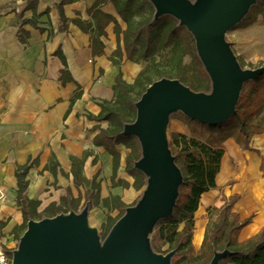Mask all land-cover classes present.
Here are the masks:
<instances>
[{
  "label": "crops",
  "instance_id": "0c3cea01",
  "mask_svg": "<svg viewBox=\"0 0 264 264\" xmlns=\"http://www.w3.org/2000/svg\"><path fill=\"white\" fill-rule=\"evenodd\" d=\"M96 1L79 0L65 6L67 29L60 31L52 1H39V17L33 26L28 23L33 12L24 11L25 0H0V188L3 193L0 224H4L0 227V250L5 256L6 251L12 252L16 247L12 230L23 223L16 203L15 170L29 159L37 162L27 174L26 194L29 199L40 202L38 213L51 203L58 204L66 188L74 198L84 193L87 188H76L73 184L70 157L81 158L85 152L89 155L83 167L84 176L88 180L96 177L101 199L117 196L130 205L143 189L135 190L133 177L125 171L128 150L122 144L115 147L120 152L115 182H126L129 187L112 184V156L93 144L97 132L89 131L97 123L87 117L97 116L100 101L112 98L117 74L121 72L123 80L132 84L144 69L143 64L128 61L124 50L119 65L109 60L118 46L112 23L105 29L107 36L99 37L102 53H92L93 34L82 32L73 20L92 22L87 11ZM99 9L125 29L112 4H104ZM22 31L28 34L25 43L20 40L24 37ZM120 46L123 47L122 41ZM58 50L66 65L56 55ZM62 71H67L63 77ZM78 89L81 97L70 106ZM101 127L106 128L107 123H101ZM223 146L224 155L215 178L217 188L201 196L194 216L195 251L200 249L204 238L208 209L220 208L224 198L237 196L233 212L240 221L250 220L238 234L240 242L264 228V169L261 170L264 132L251 138L250 149L241 148L233 139L226 140ZM51 160L58 164L54 167L55 173L47 169ZM84 206L83 198L78 211ZM107 214L102 205L89 209L90 226L101 229ZM110 215H117V211Z\"/></svg>",
  "mask_w": 264,
  "mask_h": 264
},
{
  "label": "trees",
  "instance_id": "16d2710c",
  "mask_svg": "<svg viewBox=\"0 0 264 264\" xmlns=\"http://www.w3.org/2000/svg\"><path fill=\"white\" fill-rule=\"evenodd\" d=\"M39 1L25 0L24 11L33 12L32 18L28 21L33 26H36V19L39 17L37 14ZM50 1L57 10L59 30L65 31L68 19L64 7L79 0ZM108 3L112 4L124 22V30L114 17L100 11V6ZM87 14L92 22L74 19L73 23L82 32L93 34V54L102 53L103 44L99 37L107 36L105 29L112 23L118 46L109 60L114 65H119L124 50L128 61L144 65V69L132 84L126 83L119 72L112 87V98L100 101V112L97 116L87 117L88 120L97 123L89 130L97 132L93 144L103 147L112 156V184L129 187L126 182L120 180L115 182L120 166V152L115 147L122 144L128 150L125 171L133 177V188L138 191L146 184L144 175L134 169L135 161L140 158L139 143L134 137L122 135L123 126L135 120V103L151 83L161 78L179 80L195 92H209L210 81L197 57L194 40L189 32L184 27H179L178 22L171 16H163L153 21L154 9L147 0H97L88 9ZM260 15L264 19V0H259L252 6L248 15L237 26L246 18L253 24ZM22 34L24 37H20V40L25 43L28 34L23 31ZM120 41L123 47L120 46ZM56 55L66 65L60 50ZM186 57L190 58L188 64L184 62ZM65 72L67 71H62L61 77ZM81 94L80 89L74 93L70 106L81 97ZM177 116L190 131L189 135L175 132L170 135L169 145L175 162L183 173V183L179 188V197L172 217L160 220L154 228L151 235L152 248L161 254L175 251L172 264H209L214 252L224 250H228L230 254L219 264H264V228L245 241L238 240L240 230L250 220L240 221L239 216L233 212L237 196L224 198L220 208L208 209V224L200 249L195 251L192 245L194 216L201 196L217 188L215 178L224 155V142L233 139L241 148L250 149L251 138L264 132V74L243 85L235 114L219 125H206L181 113ZM103 122L107 123L106 128L101 127ZM88 155L89 152H85L81 158L70 157L73 184L76 188H87L84 193H79L74 198L70 189L66 188L65 195L58 204L51 203L40 213H38L40 202L29 199L26 194L28 188L26 177L37 160L29 159L25 165L16 168V203L20 207L23 219V223L12 230L16 242L24 233L29 220L38 221L61 213L78 212L83 198L84 205L88 204L89 209L102 205L108 211L106 223L101 227V236H106L129 205L123 203L117 196L100 198V184L96 182V177L88 180L84 176L83 167ZM54 167H58V164L51 160L47 169L55 173ZM263 169L264 159L261 165V170ZM115 210L117 215L111 216L110 213ZM3 226L4 224H0V227ZM6 257L10 263V251H6Z\"/></svg>",
  "mask_w": 264,
  "mask_h": 264
},
{
  "label": "water",
  "instance_id": "95a60500",
  "mask_svg": "<svg viewBox=\"0 0 264 264\" xmlns=\"http://www.w3.org/2000/svg\"><path fill=\"white\" fill-rule=\"evenodd\" d=\"M153 21L171 16L194 40L197 57L210 81L209 92H195L179 80L151 83L135 103L136 116L122 135L137 139L140 158L134 169L146 184L134 205L105 237L89 224V206L52 218L29 220L10 264H172L175 251L157 253L151 235L160 220L172 217L183 173L169 149L167 127L173 114L206 125H219L236 112L243 85L264 74V67L241 66L227 32L238 25L259 0H147ZM230 252H214L219 264Z\"/></svg>",
  "mask_w": 264,
  "mask_h": 264
},
{
  "label": "rangeland",
  "instance_id": "374dc122",
  "mask_svg": "<svg viewBox=\"0 0 264 264\" xmlns=\"http://www.w3.org/2000/svg\"><path fill=\"white\" fill-rule=\"evenodd\" d=\"M226 40L230 43L234 54L243 68L256 69L264 66V19L261 15L257 17L256 22L253 24H251L249 19L246 18L241 25L237 26L235 29L232 28L229 32H227ZM184 62L187 64L190 63V58L186 57ZM177 115L178 113L173 114V117H170L169 119L167 127V138L169 144L170 135L175 131V133L181 132L186 135L190 134L188 127L179 120ZM169 149L171 150L170 145ZM143 189L136 201L130 205H134L137 202ZM81 210L82 208L80 211ZM98 231L101 233V229H98ZM17 243L18 242H16V246Z\"/></svg>",
  "mask_w": 264,
  "mask_h": 264
},
{
  "label": "built area",
  "instance_id": "2783aa9c",
  "mask_svg": "<svg viewBox=\"0 0 264 264\" xmlns=\"http://www.w3.org/2000/svg\"><path fill=\"white\" fill-rule=\"evenodd\" d=\"M3 201V193L0 188V203ZM0 257H2V264H9L8 259L6 258L5 254L0 250Z\"/></svg>",
  "mask_w": 264,
  "mask_h": 264
},
{
  "label": "clouds",
  "instance_id": "9594fccd",
  "mask_svg": "<svg viewBox=\"0 0 264 264\" xmlns=\"http://www.w3.org/2000/svg\"><path fill=\"white\" fill-rule=\"evenodd\" d=\"M0 264H2V257H0Z\"/></svg>",
  "mask_w": 264,
  "mask_h": 264
}]
</instances>
